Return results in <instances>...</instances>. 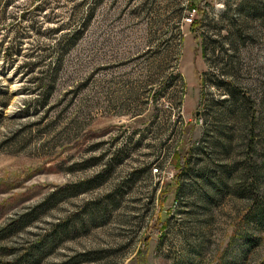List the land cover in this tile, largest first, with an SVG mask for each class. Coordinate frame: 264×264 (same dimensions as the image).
Returning <instances> with one entry per match:
<instances>
[{
    "label": "rangeland",
    "instance_id": "1",
    "mask_svg": "<svg viewBox=\"0 0 264 264\" xmlns=\"http://www.w3.org/2000/svg\"><path fill=\"white\" fill-rule=\"evenodd\" d=\"M0 264H264V0H0Z\"/></svg>",
    "mask_w": 264,
    "mask_h": 264
},
{
    "label": "trees",
    "instance_id": "2",
    "mask_svg": "<svg viewBox=\"0 0 264 264\" xmlns=\"http://www.w3.org/2000/svg\"><path fill=\"white\" fill-rule=\"evenodd\" d=\"M191 8H195V6H192ZM196 10H198L199 13L201 12V14L204 13V7H202L201 4H198V5H197ZM90 16H91V15H89L88 17L85 18V21H83L84 25H87V24H88ZM202 16H203V15H202ZM77 37H78V36H77ZM176 153H177V152L174 151L173 154H172V155L175 156V158H177ZM190 154H191V151H190ZM172 157H173V156H171V158H172ZM185 157H186V158H185ZM179 158H181V159L183 160L182 163L179 165V167H180L181 173H184V172H186V171L188 170V168H189L191 158H190V155H189V154H188L187 156L184 155L183 157H182V156H179Z\"/></svg>",
    "mask_w": 264,
    "mask_h": 264
},
{
    "label": "built area",
    "instance_id": "3",
    "mask_svg": "<svg viewBox=\"0 0 264 264\" xmlns=\"http://www.w3.org/2000/svg\"><path fill=\"white\" fill-rule=\"evenodd\" d=\"M193 9V12H196V8H192ZM189 23H193V16H188V17H186L185 18ZM156 170H157V168H156Z\"/></svg>",
    "mask_w": 264,
    "mask_h": 264
}]
</instances>
